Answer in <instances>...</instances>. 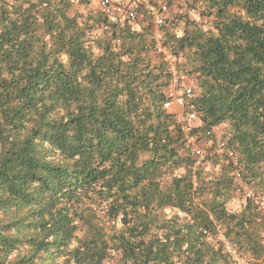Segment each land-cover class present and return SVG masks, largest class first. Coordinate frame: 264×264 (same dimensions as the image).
<instances>
[{
  "label": "trees",
  "instance_id": "16d2710c",
  "mask_svg": "<svg viewBox=\"0 0 264 264\" xmlns=\"http://www.w3.org/2000/svg\"><path fill=\"white\" fill-rule=\"evenodd\" d=\"M190 1L203 22L165 44L194 86L192 133L223 129L264 199V0ZM90 4L0 0V264H227L219 229L264 259L260 211L227 208L229 165L178 173L192 161L150 26Z\"/></svg>",
  "mask_w": 264,
  "mask_h": 264
},
{
  "label": "built area",
  "instance_id": "2783aa9c",
  "mask_svg": "<svg viewBox=\"0 0 264 264\" xmlns=\"http://www.w3.org/2000/svg\"><path fill=\"white\" fill-rule=\"evenodd\" d=\"M89 2L108 23L117 24L121 29L132 25L150 26L152 51L163 58L171 72L162 106L167 113L173 115L177 127L183 134L181 155L192 161L191 166L180 167L178 173L185 174L186 171L195 173L206 167L213 168L217 157L223 159L224 163L229 165L236 196L251 200L258 211H264V199L254 197L243 182L239 156L228 144L224 134L221 133L216 138L218 130L214 133L208 131L202 135L192 133L197 114L192 108L186 110V103L194 97V86L186 73L179 70L181 54L172 53L165 44V36L170 32L175 40H180L183 36V30L179 27L181 19L201 24L203 19L200 10L191 6L190 0H89ZM170 178V174H164L161 180L169 181ZM216 241L227 264H262L246 257L219 231Z\"/></svg>",
  "mask_w": 264,
  "mask_h": 264
},
{
  "label": "rangeland",
  "instance_id": "374dc122",
  "mask_svg": "<svg viewBox=\"0 0 264 264\" xmlns=\"http://www.w3.org/2000/svg\"><path fill=\"white\" fill-rule=\"evenodd\" d=\"M89 6H90V10L96 12V10H95V8H94L93 5L90 4ZM181 25H182V24H180L179 27L182 29ZM139 26H140V25H139ZM139 26H138V25H132L131 27L134 28V29H138ZM191 79H194V78H191ZM194 124H195V122H194ZM222 131H223V129H222ZM222 131H221V128H220V129L217 131V133L215 134V137L217 138V136H218L219 134H221ZM206 149H207V148H206ZM181 152H182V150H181ZM215 160H216V159H215ZM223 164H224V163L221 162V159H220V158H217L216 162L213 164V165H214L213 168H209V169H206V168H205V169H203V170H204L205 173H207L209 176H214V175H216L217 173H219V171L221 170ZM191 175L193 176V179H194V172H191ZM244 204H245V200H244L241 196H235L234 199H233L231 202L228 203L227 208H228V210H229L230 212H236V213H238V212L241 211V209H242V207L244 206ZM259 215H260V217H262V220H264V211L260 212ZM263 222H264V221H263ZM218 229H219V228H218ZM218 231H219L221 234L223 233V232H222V231H223L222 229H219ZM263 231H264V228H263ZM243 254H244L246 257H248V258H250V259H252V260H254V261H256V262H259V263L264 264V259H256V258L252 257L251 255H248V254H245V253H243Z\"/></svg>",
  "mask_w": 264,
  "mask_h": 264
},
{
  "label": "crops",
  "instance_id": "0c3cea01",
  "mask_svg": "<svg viewBox=\"0 0 264 264\" xmlns=\"http://www.w3.org/2000/svg\"><path fill=\"white\" fill-rule=\"evenodd\" d=\"M209 168H212V167H206V169H209ZM261 259H263V258H261Z\"/></svg>",
  "mask_w": 264,
  "mask_h": 264
}]
</instances>
